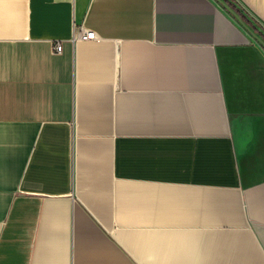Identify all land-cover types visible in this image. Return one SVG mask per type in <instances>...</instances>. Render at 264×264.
<instances>
[{
    "label": "crops",
    "instance_id": "crops-1",
    "mask_svg": "<svg viewBox=\"0 0 264 264\" xmlns=\"http://www.w3.org/2000/svg\"><path fill=\"white\" fill-rule=\"evenodd\" d=\"M0 264H264V44L221 0H0Z\"/></svg>",
    "mask_w": 264,
    "mask_h": 264
},
{
    "label": "trees",
    "instance_id": "trees-1",
    "mask_svg": "<svg viewBox=\"0 0 264 264\" xmlns=\"http://www.w3.org/2000/svg\"><path fill=\"white\" fill-rule=\"evenodd\" d=\"M223 4L230 9L240 20L244 23V25L258 38L260 39V36L256 33V30H254V26L256 24L251 20L250 16L240 7L238 3H236L234 0H221Z\"/></svg>",
    "mask_w": 264,
    "mask_h": 264
},
{
    "label": "built area",
    "instance_id": "built-area-1",
    "mask_svg": "<svg viewBox=\"0 0 264 264\" xmlns=\"http://www.w3.org/2000/svg\"><path fill=\"white\" fill-rule=\"evenodd\" d=\"M79 29L81 30L80 33L75 35L74 39H81V40H98L100 37L98 34L91 29H88L84 26H80ZM63 49L62 42H53L52 43V51L53 53H61Z\"/></svg>",
    "mask_w": 264,
    "mask_h": 264
},
{
    "label": "rangeland",
    "instance_id": "rangeland-1",
    "mask_svg": "<svg viewBox=\"0 0 264 264\" xmlns=\"http://www.w3.org/2000/svg\"><path fill=\"white\" fill-rule=\"evenodd\" d=\"M256 30V33L260 36V41L264 44V29L259 27L258 25L253 27Z\"/></svg>",
    "mask_w": 264,
    "mask_h": 264
}]
</instances>
